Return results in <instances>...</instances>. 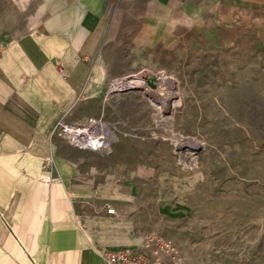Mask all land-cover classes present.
<instances>
[{
    "label": "rangeland",
    "instance_id": "obj_1",
    "mask_svg": "<svg viewBox=\"0 0 264 264\" xmlns=\"http://www.w3.org/2000/svg\"><path fill=\"white\" fill-rule=\"evenodd\" d=\"M38 2L0 0V42L28 31ZM243 18L224 43L199 52L182 46L135 60L125 36L89 94L91 116L117 135L110 154L96 153L92 175L107 192L108 166L133 167L112 173L131 201L113 225L138 240L136 249L154 234L184 264H264V10ZM161 73L170 82L162 92ZM124 77L145 86L119 90Z\"/></svg>",
    "mask_w": 264,
    "mask_h": 264
},
{
    "label": "crops",
    "instance_id": "obj_2",
    "mask_svg": "<svg viewBox=\"0 0 264 264\" xmlns=\"http://www.w3.org/2000/svg\"><path fill=\"white\" fill-rule=\"evenodd\" d=\"M263 10L264 0H39L28 31L0 42V264H107L104 250L137 248L113 225L131 201L112 173L133 167L108 166L106 192L92 175L97 152L68 145L55 127L91 117L89 94L125 36L135 60L199 52Z\"/></svg>",
    "mask_w": 264,
    "mask_h": 264
},
{
    "label": "built area",
    "instance_id": "obj_3",
    "mask_svg": "<svg viewBox=\"0 0 264 264\" xmlns=\"http://www.w3.org/2000/svg\"><path fill=\"white\" fill-rule=\"evenodd\" d=\"M1 56L0 46V59ZM101 121V118L95 116L88 117L79 124L61 120L54 132L63 137L70 146L106 155L111 153L112 143L108 141L106 132L99 127ZM192 153H188L190 157ZM52 161V156L46 158L44 167L50 168ZM107 209L108 213H115V209L110 205H107ZM166 256H171L175 264H184L178 256L176 246L154 234L148 235L138 249H109L103 252L107 264H168L170 260L166 259Z\"/></svg>",
    "mask_w": 264,
    "mask_h": 264
},
{
    "label": "bare ground",
    "instance_id": "obj_4",
    "mask_svg": "<svg viewBox=\"0 0 264 264\" xmlns=\"http://www.w3.org/2000/svg\"><path fill=\"white\" fill-rule=\"evenodd\" d=\"M99 73H97L96 76H98ZM159 81H158V84H157V90H160L164 87L166 88H170V82H169V79H168V76H166L164 73H161L159 74ZM116 81V88L121 90V89H126V88H129V87H134V86H141V85H144V81H141L138 80L137 82H134L133 79H131L130 77H124V78H118ZM114 81V82H115ZM136 81V80H135ZM145 86V85H144ZM114 87V88H115ZM115 90V89H114ZM163 91V90H162ZM161 91V92H162ZM169 91V90H168ZM99 127L101 129H103L106 134H107V137H108V141L109 142H114L115 140H117V135L115 134V132L110 128L109 124L105 121H101L99 123ZM191 141V140H190ZM191 142H193L194 145L196 146H199V142L196 141V140H192ZM186 143V142H185ZM190 144V143H189ZM181 145V144H180ZM189 148V147H188ZM187 153V152H186ZM187 155V154H186ZM129 240V239H128ZM136 249V248H135Z\"/></svg>",
    "mask_w": 264,
    "mask_h": 264
},
{
    "label": "water",
    "instance_id": "obj_5",
    "mask_svg": "<svg viewBox=\"0 0 264 264\" xmlns=\"http://www.w3.org/2000/svg\"><path fill=\"white\" fill-rule=\"evenodd\" d=\"M156 80L155 77H151V79L148 81L150 83V85L154 86V81Z\"/></svg>",
    "mask_w": 264,
    "mask_h": 264
}]
</instances>
